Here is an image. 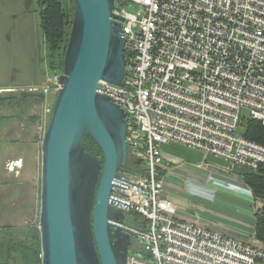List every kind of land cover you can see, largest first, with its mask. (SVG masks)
Wrapping results in <instances>:
<instances>
[{
	"label": "built area",
	"instance_id": "obj_1",
	"mask_svg": "<svg viewBox=\"0 0 264 264\" xmlns=\"http://www.w3.org/2000/svg\"><path fill=\"white\" fill-rule=\"evenodd\" d=\"M127 1L136 13L123 8ZM115 6L113 14L123 19L125 77L120 87L100 81L97 92L123 110L128 155L142 166L125 173L122 189L111 193L126 205L114 209L146 226H128L138 244L131 248L132 238L126 264L264 263L261 241L180 220L162 176L166 145L229 163L241 174L264 167V146L240 134L243 120L264 126V0H117ZM47 67L37 88L57 96L62 73L50 77Z\"/></svg>",
	"mask_w": 264,
	"mask_h": 264
},
{
	"label": "water",
	"instance_id": "obj_2",
	"mask_svg": "<svg viewBox=\"0 0 264 264\" xmlns=\"http://www.w3.org/2000/svg\"><path fill=\"white\" fill-rule=\"evenodd\" d=\"M116 1L73 0L60 90L41 143V264H126L134 237L124 212L113 208L126 205L111 197L126 173L124 112L97 92L100 81L120 87L125 77ZM85 139L101 152L102 163L86 151Z\"/></svg>",
	"mask_w": 264,
	"mask_h": 264
},
{
	"label": "crops",
	"instance_id": "obj_3",
	"mask_svg": "<svg viewBox=\"0 0 264 264\" xmlns=\"http://www.w3.org/2000/svg\"><path fill=\"white\" fill-rule=\"evenodd\" d=\"M41 93L42 99L37 103H33V100L28 101L30 109L35 107L37 109L27 120L30 128L32 124H36L38 139L50 119L46 113L48 109L46 106H50V97L44 95L42 91ZM30 118L33 119L31 122ZM7 120L9 122V119ZM7 128L6 126L4 130ZM36 143L30 138L24 143L18 141L6 145L0 143V152L6 160L7 153L15 148L16 157L8 162L7 171L15 172L16 176L23 173L28 176L32 174L33 180L28 181L32 186L38 187L37 178L34 176ZM162 158L168 170L162 172L164 193L174 202L176 216L180 220L234 239L259 244L255 228L262 203L253 195L239 169L233 170L229 163L204 157L197 151L179 145L163 146ZM23 184L22 180L18 182L19 186Z\"/></svg>",
	"mask_w": 264,
	"mask_h": 264
},
{
	"label": "rangeland",
	"instance_id": "obj_4",
	"mask_svg": "<svg viewBox=\"0 0 264 264\" xmlns=\"http://www.w3.org/2000/svg\"><path fill=\"white\" fill-rule=\"evenodd\" d=\"M30 1L32 3V0ZM34 1L37 4V0ZM22 2L23 0L15 2H11V0H0V4L6 5L8 3L9 6L21 5ZM37 7L40 8L38 5ZM123 8L129 13H136L139 9L138 6L128 1ZM38 24L37 14L31 12V16L28 21H17L16 23L8 22L7 28L0 31V79H3L0 81V85L2 84L0 86V90L13 89L16 88L15 86H42L45 75L42 67L47 66V63L45 60H41V63L38 64V60H35L36 57L38 58V54L46 56L44 49L45 44L43 45V36L40 32ZM27 53L30 55L31 59H28ZM47 74L50 77L52 76V73L48 72ZM40 79L41 82L38 83ZM36 82L38 83L37 85ZM17 92H21V90ZM22 92H30L31 95L34 93L26 88H23ZM37 92L40 93L41 90ZM55 95L52 93V97H50V106H46V108H53L56 97ZM26 106H28V108L22 107L19 110L14 109L13 107L4 110L0 109V117L6 118L5 120H0V143L5 145L14 141L24 143V141L29 138L34 142H37V151L35 150L36 167L34 168L36 169V173L34 176L37 178L38 187L32 186V184L28 181L31 179L32 174L28 176L26 173H23L20 176H16L15 172L7 171L8 162L12 161L14 157H16L15 148H12L7 153L5 156L7 157L6 160H4L0 152V197L3 198L0 205V229L1 227L6 226L13 229L11 232L0 231L2 244L6 243L7 240L2 236L3 234H9V238H11V241H14L15 243H18L21 240L28 243L30 238L33 237L34 230L32 228H24H26L29 224L30 227L33 225L39 228L41 143L47 126L43 128V133L40 132V135L37 133L40 137V139H38L35 130L36 124H32L30 128L28 127L27 120L28 117L33 115L37 109L36 107L30 109L28 101ZM241 114L244 119H248V110L246 108L242 109ZM7 119H9V122ZM6 126L8 128L4 130ZM21 180L24 184L19 186L18 182ZM13 187L18 189V193L12 190ZM131 219V215H126V220L130 221ZM2 238H4V240H2ZM137 244L138 242L136 241V237H133V247L131 248H134ZM15 255V257L19 258V255Z\"/></svg>",
	"mask_w": 264,
	"mask_h": 264
},
{
	"label": "trees",
	"instance_id": "obj_5",
	"mask_svg": "<svg viewBox=\"0 0 264 264\" xmlns=\"http://www.w3.org/2000/svg\"><path fill=\"white\" fill-rule=\"evenodd\" d=\"M30 3V0H25L24 6L27 8ZM37 3L41 6L39 12L40 30L45 44L47 70L48 72L56 70L57 72L63 73L64 53L74 15L73 0H37ZM39 82H41V79ZM38 83L36 82V85ZM41 99V92H34L32 95L30 92L0 93V109L4 110L13 107L19 110L22 107L28 108L26 106L27 101L33 100V103H37ZM0 119L5 118L0 117ZM32 120L30 118L29 122ZM240 134L244 138L264 146V126L260 122L243 120L240 124ZM84 146L87 152L99 157L102 163L101 152L90 139L84 140ZM141 169V164L128 155L124 167L126 173L136 174ZM243 175L245 176V183L252 189L253 195L262 203L256 219L255 236L257 240L264 243V167H260L254 173H243ZM12 190L18 193L17 188L13 187ZM131 216L132 219L128 221L131 228L136 230L146 229L145 223L139 222L141 221L140 217L135 215ZM2 236L7 240L6 243L2 244L0 236V264H41L38 229L34 230L33 237L30 238L28 243L22 240L15 243L9 239V234H3ZM15 254L19 255V258L15 257ZM259 264L264 263L260 262Z\"/></svg>",
	"mask_w": 264,
	"mask_h": 264
},
{
	"label": "flooded vegetation",
	"instance_id": "obj_6",
	"mask_svg": "<svg viewBox=\"0 0 264 264\" xmlns=\"http://www.w3.org/2000/svg\"><path fill=\"white\" fill-rule=\"evenodd\" d=\"M12 1L15 2V1H18V0H11V2ZM24 5H25V0H23L21 5L19 4L17 6L16 5L9 6L8 3L6 5L0 4V31H3L4 29L7 28L8 22L9 23H16L17 21H19V22L28 21L29 17L31 16V12L37 14L38 23H39L38 25H39V29H40L39 12H40L41 6L38 3L36 4V2L34 0H32V3H30V5H28L27 8ZM37 5L40 8H38ZM11 11H14V12H11ZM12 13H15V14H12ZM40 32H41V30H40ZM42 42H43V38H42ZM43 45H44V42H43ZM27 56H28V59H31V57H30V55L28 53H27ZM43 58H44L43 55L38 54V58L36 57L35 60H38V64H40L41 60L43 61ZM35 65H36V63H35ZM42 69L44 70V66L42 67ZM2 80L3 79H0V81H2ZM15 87L16 88H13V89H16V91L15 92H11V93H17V91H20V90L22 92L23 88H26L27 90H29V88H34L36 86H32L31 85V86H26V87H20V86H15ZM18 87H20V88H18ZM32 92H36V91H32ZM2 200H3V198L0 197V205L2 203ZM36 219H37V217H36ZM125 222L127 223V224L125 223V225L129 226L128 220H126ZM9 228H10L9 226L1 227L0 231L2 230L3 232H8V231H12L13 230L11 228H10V230H8ZM29 228H32L33 230L38 229L37 227H35L33 225L30 227V224L24 229H29ZM9 239L12 240L11 238H9ZM131 242H132V238H131ZM129 249H130V246L128 247V252H129Z\"/></svg>",
	"mask_w": 264,
	"mask_h": 264
}]
</instances>
